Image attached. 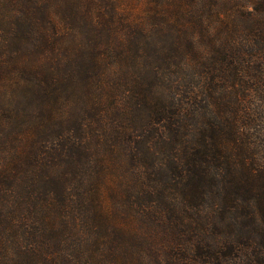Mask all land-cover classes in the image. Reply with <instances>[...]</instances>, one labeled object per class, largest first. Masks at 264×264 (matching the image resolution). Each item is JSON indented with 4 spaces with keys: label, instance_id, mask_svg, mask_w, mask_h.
I'll return each instance as SVG.
<instances>
[{
    "label": "trees",
    "instance_id": "trees-1",
    "mask_svg": "<svg viewBox=\"0 0 264 264\" xmlns=\"http://www.w3.org/2000/svg\"><path fill=\"white\" fill-rule=\"evenodd\" d=\"M0 264H264V0H0Z\"/></svg>",
    "mask_w": 264,
    "mask_h": 264
}]
</instances>
